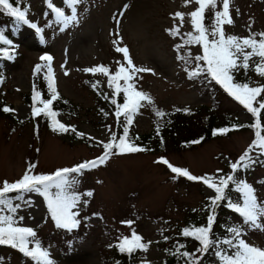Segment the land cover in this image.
I'll use <instances>...</instances> for the list:
<instances>
[{
    "label": "rangeland",
    "instance_id": "374dc122",
    "mask_svg": "<svg viewBox=\"0 0 264 264\" xmlns=\"http://www.w3.org/2000/svg\"><path fill=\"white\" fill-rule=\"evenodd\" d=\"M49 2L70 14L65 0H27L28 20L43 31L37 34L30 26L21 25L9 46L14 49V59L4 63L7 80L0 85V91L7 88L4 93L14 110L12 116L21 121L0 115V182L20 179L30 164L35 165L33 174H51L102 155L101 142L109 141L111 129L90 122L93 93L85 81L93 76L109 94L112 88L106 76L84 69L105 65L115 71L116 62L123 60L122 53H117L112 43L118 39L117 32L122 38L120 46L128 47L133 63L151 69L138 73L137 88L149 92L160 106L196 107L209 102L207 86L198 78L190 79L177 59L174 46L182 43L181 35L172 36L166 31L180 24L179 18H174L176 12L190 13L198 6L195 3L185 6L184 0H83L77 6L79 23L63 28L56 22ZM216 10H222V0H217ZM229 12L233 23L224 26L226 35L243 38L250 33L264 32V0H230ZM189 31L192 26L186 15L180 32ZM187 47L194 55H202L201 46ZM44 55L52 57L56 89L72 101L89 107L77 120L58 113L57 119L71 126L67 132L35 123L29 115V103L23 99L32 89L35 66L48 64L40 59ZM256 78L264 82V77ZM220 99L222 106L228 107L241 121L251 118L240 103L236 104L226 95L220 94ZM262 120L264 124V117ZM135 125L138 132L151 129L146 110L136 117ZM253 139L254 129L239 128L195 146L168 144L165 150L113 154L105 164L77 177L79 182L75 186L90 189L88 192L92 195H85L88 192L84 190L78 193L80 201L74 211L78 212L80 225L76 229L57 227L46 201L36 192L24 193L23 200L13 201L20 204L14 214L17 226L35 231V239L49 251L54 264H100V253L108 250L111 240L130 237L133 229L148 244L147 251L142 250L136 257L138 264H162L167 256L163 241L166 228L181 224L189 207L199 208L206 196H214L215 192L199 180L175 181L168 166L157 161L165 157L172 165L187 169L197 177L228 175L230 163L237 161ZM253 153V158L264 160V156ZM246 176L264 204V163L253 164ZM125 221H132L131 226L122 223ZM260 222L264 224V218ZM238 227L243 229V238L249 244L264 249V230L250 228L242 220ZM4 247L5 257L0 258V264H23L25 257L27 264H31L27 256L19 255L11 245ZM199 264H204L203 259H199Z\"/></svg>",
    "mask_w": 264,
    "mask_h": 264
},
{
    "label": "snow or ice",
    "instance_id": "6c2138e0",
    "mask_svg": "<svg viewBox=\"0 0 264 264\" xmlns=\"http://www.w3.org/2000/svg\"><path fill=\"white\" fill-rule=\"evenodd\" d=\"M70 9V14L59 7H55L49 2V7L55 12L56 22L66 28L73 24L79 23L77 15V6L83 0H65ZM22 0H0V11L14 18V23L18 29L21 25H28L35 29L37 34L43 30L35 23H32L27 18L28 9L20 7ZM185 6L190 3L198 5L190 13L176 12L174 18H179L180 24L171 29H167L172 36H180V28L183 27L184 18L187 15L192 26V31L183 33L186 37L181 44H176L174 47L178 53L177 59L183 60L186 63L195 61V67L186 71L189 78L205 75L221 85L223 89L254 117V123L251 125H233V129L239 127H251L254 131V139L248 149L242 153L237 161L230 163L231 174L228 175H205L197 177L187 169L173 166L167 159L161 157L157 162L168 166L171 172L187 177L189 180L202 181L208 188L213 189L215 195L209 197L211 203L209 207L212 212L208 215L207 224L202 226H193L192 228H184L182 235L185 237H194L200 244L197 252L206 253L213 246L217 247L216 256L219 258L220 264H264V249L249 244L243 238V229L237 226L230 227L228 231L232 234L230 238L216 240L212 237V227L215 222V208L222 201L228 199L226 189L230 184H236L237 190L241 193L242 203L227 204V207L232 208L243 218V223L250 228L264 230V224H261V219L264 218V204H262L255 194V189L244 180H237L235 173L241 169H247L252 164L256 163L251 153L256 152L259 156H264V124L261 123V114L264 112V85L251 86L250 83H239L235 81L234 72L241 69L247 73L252 68L260 77H264V32L250 33L247 37H238L236 35H226L225 25L233 23L230 12V0H222V10H216L217 0H184ZM127 6H125L126 8ZM211 10L213 12L212 22L210 25L205 24V13ZM63 28L61 30L63 31ZM112 41L114 50L117 53H122L123 60L117 61L118 65L113 72L109 66L98 65L91 68H86L84 71L92 74H103L107 77L109 88H113V97L123 93L124 102L118 104L116 99H112V103L116 105L115 115L119 119L122 115L125 119L126 126L124 127L123 135L117 139L115 134H112L111 139L104 143L101 142L103 153L101 156L91 160L84 161L71 168H60L51 174H33L35 165H29L24 175L14 181L0 182V245H11L18 248L25 256L30 257L35 264H54L50 258V253L47 249L41 246L38 239H35L36 233L30 227L17 226V218L14 214L20 208V204H14V200H23L24 193L36 192L42 195L50 211L52 219L59 228L66 230L76 229L80 225V220L77 219L78 212L74 211L80 201V194L76 193L75 185L79 182L76 175L82 174L86 169L96 168L107 162L113 154L134 153L145 151L146 149L132 143L128 138L129 127L133 123V117L137 114L142 102L146 101L152 104V98L148 93L139 90L136 86V78L138 73L151 71V69L137 67L130 56L129 49L126 45L121 47L122 38ZM259 36L260 39L256 37ZM0 42L6 45H11L12 41L8 40L3 31H0ZM43 43V38L41 37ZM196 45L202 47V55L191 53L190 49L186 54H180V49ZM14 49L0 48V57L9 60L14 59L12 52ZM42 61H47L48 64H37L34 68V75L41 71L43 67H47V73L44 79L47 81L50 99H43L41 92L33 89V107L32 115L40 116L43 114L50 119V126L53 131L67 132L69 127L57 119L58 112L53 110V102L59 99V93L55 86L54 73L51 68L52 57L44 55L40 58ZM204 63L201 64L200 62ZM68 73L65 72V75ZM123 81V83H121ZM2 82V81H0ZM96 83L92 84L93 88L97 87ZM105 95V99H107ZM37 104L42 107L36 106ZM4 112L14 111L8 106L2 109ZM187 111V109H185ZM158 116H163L162 111L157 110ZM75 131L74 127L72 128ZM232 129L222 128L214 130L213 135L217 132L225 134ZM159 129H157V132ZM78 136H83V133H77ZM194 141L193 143H198ZM114 150H116L114 152ZM218 172L222 170H217ZM16 193V195H10ZM85 195L91 196L88 192ZM19 219H23L19 217ZM131 226L132 221H125ZM167 239V237H165ZM226 245L227 249L221 247ZM122 253L131 255L137 250L147 251L148 244L144 243L142 237L135 230H132L131 236L122 237L121 241L116 245ZM180 247H183L181 245ZM179 251V249L177 250ZM175 254V253H174ZM184 257H188L187 264H199L200 257L195 253L187 251L180 253Z\"/></svg>",
    "mask_w": 264,
    "mask_h": 264
},
{
    "label": "trees",
    "instance_id": "16d2710c",
    "mask_svg": "<svg viewBox=\"0 0 264 264\" xmlns=\"http://www.w3.org/2000/svg\"><path fill=\"white\" fill-rule=\"evenodd\" d=\"M12 2H14V0H12ZM20 7L27 8V0H22ZM212 17H213V12L211 10L207 11L205 13V24L210 25L212 22ZM16 30L17 28L14 23V18L6 15L3 11H0V31H3L4 36L8 40L12 41V38L14 37V32ZM181 38H182V42L183 39L186 38L183 36V33H181ZM9 46L10 45H6L0 42V48H9ZM189 49H190L189 47L181 48L180 54H186ZM193 56L195 55L193 54ZM6 60L7 58L0 57V81H2L0 82V85L5 84L7 80L6 78L7 71L4 66ZM195 63H196L195 61L186 63L185 61L181 60V65L185 70L186 69L190 70L193 67H195ZM200 63L203 64L204 62H200ZM45 74H46L45 67H43L40 72L34 75L32 81V85H33L32 89L23 95V99H25L31 107V112L29 113L30 117L33 116L32 95H33L34 86L37 91L41 92L43 99L51 98L47 87V81L44 79ZM233 76L235 78V81L239 83L248 82L250 83L251 86L264 85V82L256 78V77L260 78V76H258L256 72L252 70L251 67L247 71V73H245V71L241 69L237 72H234ZM195 78H198L200 82L204 83L207 86L208 93L210 96L209 102L203 103L196 107H184L179 105L163 107L160 106L154 100V97L149 92L144 90L143 92L148 93L151 96L153 103L148 104L146 101L142 102L143 106L140 107L137 114L134 115L133 123L130 126H128L129 140L135 145L146 149L145 151L165 150V147L168 144H171V146L173 147H180V146L190 147L203 143L207 139L214 138L220 135L229 134L231 131L236 130L233 129V125H251L252 123H254V117L252 115L251 118L248 119L247 121H241L240 119H238L237 116H235V114H232L230 112L228 107L222 106L220 94L230 97L236 104L239 102L236 101L233 97H231L228 93H226L221 85L217 84L214 80H211L210 77H207L205 75H201ZM94 83H96V80L93 76L88 77L85 81V85L93 93V103L92 106L90 107L93 113V117L89 118V120L94 126L99 125V126L110 127L111 129L110 135L112 136V134H115L118 139L120 136L123 135L124 127L126 126V124L123 115L119 119L116 117L115 115L116 105L113 104L111 101L114 98L116 99L118 104H123L124 102L123 93H120L115 97H113V91H114L113 88L109 94L98 84L96 88H93L92 84ZM5 90H7V88ZM5 90L0 91V115H6L10 117L11 120L19 122L21 121L20 118L13 117L11 112H4L2 110L4 106H8L10 108L12 107L11 103L6 101L5 93H4ZM57 91L59 93V99L53 102L52 105L53 110L57 111L58 113H62L68 119H73V120H77L81 118L82 115H84L83 113H87L89 107L85 108L83 107V105L76 103L71 99H69L67 96L63 95L58 89ZM105 95H107L108 97L107 99H105ZM36 106L42 107V105L39 104H37ZM242 107L244 108V106ZM185 109H187V111H185ZM144 110H146L147 113L149 114L151 120V129L147 132H138L137 127L135 125V120L136 117L142 114ZM157 110L162 111L164 115L158 116L156 114ZM244 110L246 109L244 108ZM263 117H264V112H262L261 114L262 124H263V120H262ZM34 122L35 123L37 122L38 125L46 124L48 126H50L51 123L50 119L45 117L43 114H41L40 116H35ZM222 128H228L232 130L228 131L225 134H221L217 132L216 135H213L214 130H219ZM239 128H251V127L245 126ZM157 129H159L158 132ZM194 141H199V142L193 143ZM86 142H90V140L86 139ZM249 145L244 148V151L248 149ZM253 154L254 153H251V155ZM253 159L256 161V163L257 162L264 163V160L262 158L255 157ZM251 166H253V164ZM250 167H248L247 169H250ZM247 169L241 168L234 175L237 180H244L253 187V184L246 176ZM26 170H24V173ZM90 170L91 169H86L83 172L86 173ZM82 174H73V175H76V177H80ZM229 174H231V172ZM173 178L175 179V181H179L180 178L186 180V178L178 174H174ZM72 190L75 191L76 193H79L81 192V190L88 192V190L90 189L85 187L79 188L75 186L74 189ZM226 194L228 199L222 201L220 205L215 208V222L212 227V237L213 239L216 240L230 238L232 234L228 231V229L233 226L238 227V222L240 220L243 221V218L238 213H236L232 208L227 207V204L229 202L242 203V196L241 193L237 190L236 184L234 183L230 184L229 188L226 189ZM209 197L212 196H206L205 201L199 208L189 207L188 212L185 215L181 224L175 225L174 228L173 227L166 228L167 232H164L163 241L165 242L164 246L166 248L167 256L163 259L162 264H187L189 258L180 255V253L185 251L189 253H195L196 256L203 259L204 264H213V263L220 264L219 258L215 254L217 251V247L213 246L206 253L201 254L196 251L197 248L200 247L199 242L195 240L194 237L191 236L185 237L182 235V230L184 228H192L193 226H202L207 224L208 215L212 212V209L209 207L211 203ZM257 199L262 203V200L259 199L258 196ZM165 237H167V239H165ZM119 242L120 241L115 239L111 240L108 250L100 253V258H99L100 264H138L135 258L141 254L142 250H137L131 255L127 253H122L116 247V245ZM181 245H183V247H180ZM4 246L5 245H0V251H1L0 258L5 257ZM221 247L227 249L226 245H222ZM13 249L19 255L22 254L23 257H25L24 253L21 252L18 248L13 247ZM178 249L179 251H177ZM28 258L31 264H35V262L30 257ZM24 259L27 258L25 257ZM24 259H22L23 264L24 263L27 264V261H25Z\"/></svg>",
    "mask_w": 264,
    "mask_h": 264
}]
</instances>
